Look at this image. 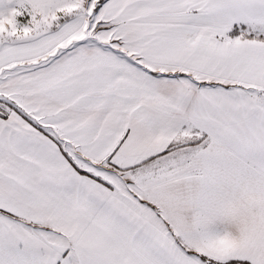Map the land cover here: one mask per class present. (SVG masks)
Here are the masks:
<instances>
[{
	"label": "snow or ice",
	"instance_id": "1",
	"mask_svg": "<svg viewBox=\"0 0 264 264\" xmlns=\"http://www.w3.org/2000/svg\"><path fill=\"white\" fill-rule=\"evenodd\" d=\"M0 264H264V0H0Z\"/></svg>",
	"mask_w": 264,
	"mask_h": 264
}]
</instances>
